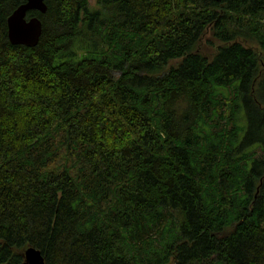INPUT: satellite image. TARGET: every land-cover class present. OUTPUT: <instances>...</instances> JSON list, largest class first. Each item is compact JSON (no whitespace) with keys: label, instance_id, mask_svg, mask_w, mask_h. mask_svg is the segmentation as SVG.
I'll return each instance as SVG.
<instances>
[{"label":"trees","instance_id":"trees-1","mask_svg":"<svg viewBox=\"0 0 264 264\" xmlns=\"http://www.w3.org/2000/svg\"><path fill=\"white\" fill-rule=\"evenodd\" d=\"M0 0V264H264V0Z\"/></svg>","mask_w":264,"mask_h":264},{"label":"water","instance_id":"water-1","mask_svg":"<svg viewBox=\"0 0 264 264\" xmlns=\"http://www.w3.org/2000/svg\"><path fill=\"white\" fill-rule=\"evenodd\" d=\"M45 0H24L7 18V35L10 43L33 47L37 44L42 23L39 17L27 16L28 11L45 13ZM22 264H45L40 250L28 245L22 252Z\"/></svg>","mask_w":264,"mask_h":264},{"label":"rangeland","instance_id":"rangeland-1","mask_svg":"<svg viewBox=\"0 0 264 264\" xmlns=\"http://www.w3.org/2000/svg\"><path fill=\"white\" fill-rule=\"evenodd\" d=\"M89 3L91 6H93L95 4V0H89Z\"/></svg>","mask_w":264,"mask_h":264}]
</instances>
